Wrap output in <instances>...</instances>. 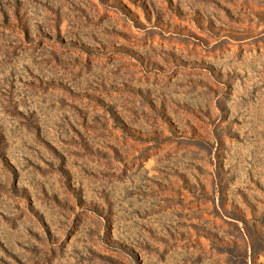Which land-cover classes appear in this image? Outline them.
Segmentation results:
<instances>
[{
    "label": "rangeland",
    "instance_id": "374dc122",
    "mask_svg": "<svg viewBox=\"0 0 264 264\" xmlns=\"http://www.w3.org/2000/svg\"><path fill=\"white\" fill-rule=\"evenodd\" d=\"M0 264H264V0H0Z\"/></svg>",
    "mask_w": 264,
    "mask_h": 264
}]
</instances>
